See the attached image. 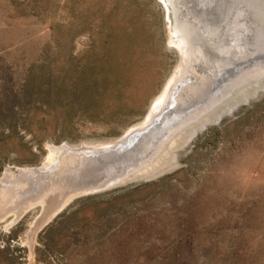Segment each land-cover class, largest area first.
I'll list each match as a JSON object with an SVG mask.
<instances>
[{
    "label": "rangeland",
    "instance_id": "374dc122",
    "mask_svg": "<svg viewBox=\"0 0 264 264\" xmlns=\"http://www.w3.org/2000/svg\"><path fill=\"white\" fill-rule=\"evenodd\" d=\"M173 40L162 0H0V177L119 140L183 64ZM244 84L31 251L41 204L0 223V264H264V74Z\"/></svg>",
    "mask_w": 264,
    "mask_h": 264
},
{
    "label": "bare ground",
    "instance_id": "6f19581e",
    "mask_svg": "<svg viewBox=\"0 0 264 264\" xmlns=\"http://www.w3.org/2000/svg\"><path fill=\"white\" fill-rule=\"evenodd\" d=\"M247 1L259 22L253 39L249 9L242 4L232 8L231 1L219 0L215 8L206 9L203 0H162L174 34L172 42L183 64L154 98L142 120L128 127L116 142L86 145L59 155L49 148L41 167H18V177L13 181L3 174L0 223L4 229L32 206L41 204V214L27 234L31 251L36 232L67 205L72 194L107 188L132 168L144 166L146 155L156 154L167 139L165 145H170L173 134L195 123L212 103L226 100L240 84L264 74V0ZM195 4L200 8H194Z\"/></svg>",
    "mask_w": 264,
    "mask_h": 264
},
{
    "label": "water",
    "instance_id": "95a60500",
    "mask_svg": "<svg viewBox=\"0 0 264 264\" xmlns=\"http://www.w3.org/2000/svg\"><path fill=\"white\" fill-rule=\"evenodd\" d=\"M219 0H203V8H206V9H208V8H215V5H216V3L218 2ZM229 1H231L232 2V8H238V7H240L241 6V4H242V7L243 8H248L249 10H247V14H248V16H247V18L249 19L248 21H249V26H250V28H249V31H250V37L252 38L253 37V33L252 32H254V30L256 29V25H257V23H259V22H257L258 20H257V18H256V16H255V14L253 13V10H251L252 9V7L250 6V4H248L247 2V0H229ZM263 1V0H262ZM194 2H196V0H194ZM264 3V2H263ZM258 4H260V3H258ZM225 6H227V5H225V1H224V7ZM168 7L170 8V6L168 5ZM194 8H200L199 7V5H197V4H195V6H194ZM203 12V11H202ZM205 12V11H204ZM203 12V14H204V17H206L207 19H211V18H209L208 17V14H206V13H204ZM169 15H170V19L172 20V15H171V11L169 12ZM253 39V38H252ZM81 149V148H80Z\"/></svg>",
    "mask_w": 264,
    "mask_h": 264
}]
</instances>
